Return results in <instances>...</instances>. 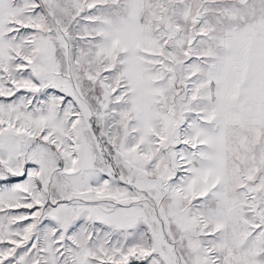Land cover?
I'll return each instance as SVG.
<instances>
[{
    "label": "snow or ice",
    "instance_id": "1",
    "mask_svg": "<svg viewBox=\"0 0 264 264\" xmlns=\"http://www.w3.org/2000/svg\"><path fill=\"white\" fill-rule=\"evenodd\" d=\"M0 264H264V0H0Z\"/></svg>",
    "mask_w": 264,
    "mask_h": 264
}]
</instances>
